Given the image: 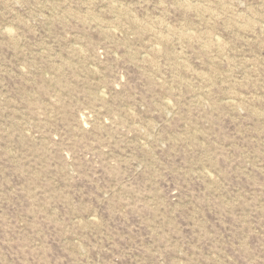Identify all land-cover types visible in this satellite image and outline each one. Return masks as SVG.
<instances>
[{"label": "rangeland", "instance_id": "374dc122", "mask_svg": "<svg viewBox=\"0 0 264 264\" xmlns=\"http://www.w3.org/2000/svg\"><path fill=\"white\" fill-rule=\"evenodd\" d=\"M0 264H264V0H0Z\"/></svg>", "mask_w": 264, "mask_h": 264}]
</instances>
